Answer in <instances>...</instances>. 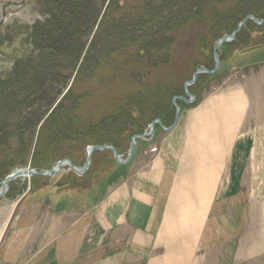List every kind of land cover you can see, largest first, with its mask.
Returning a JSON list of instances; mask_svg holds the SVG:
<instances>
[{
  "label": "crops",
  "instance_id": "0c3cea01",
  "mask_svg": "<svg viewBox=\"0 0 264 264\" xmlns=\"http://www.w3.org/2000/svg\"><path fill=\"white\" fill-rule=\"evenodd\" d=\"M256 71L226 78L170 130L157 127L158 152L140 140L127 165L107 159L95 178H78L72 187L90 184L89 196L50 197L66 228L29 263L264 264V68Z\"/></svg>",
  "mask_w": 264,
  "mask_h": 264
},
{
  "label": "rangeland",
  "instance_id": "374dc122",
  "mask_svg": "<svg viewBox=\"0 0 264 264\" xmlns=\"http://www.w3.org/2000/svg\"><path fill=\"white\" fill-rule=\"evenodd\" d=\"M151 1L126 0L122 7L111 9L106 20L146 18L145 7ZM235 4L236 0L209 2L200 18L167 34L171 41L162 44L167 48L139 53L141 44H123L92 72L83 71L78 76L74 72L53 106L63 99L61 104L69 136L46 146L52 127L50 122L44 123L49 111L36 124L34 134L27 133L22 140L12 137L7 146L0 147V169L7 175L18 168L50 169L60 160H69L80 168L86 162L87 148L103 143L114 145L125 159L134 135H147L136 142L143 140L152 147L149 152H158L156 144L152 143L154 130L157 127L164 131L171 129L175 117L172 100L185 96L184 84L192 79L194 72L200 68L214 70V44L236 30L224 32L229 25L221 22V17L231 14ZM261 17L254 18L264 20V10ZM38 19L35 0H0V81L10 73L16 60L27 53L26 30ZM240 31V38L236 40L235 36L218 50L220 65L216 72L198 75L194 84L187 88L194 101L186 104L176 100L180 112L197 106L203 97L217 92L226 78L243 79L248 68L255 71L264 68V24L256 25L252 21L251 27L244 24ZM155 120H159L161 126L156 124L149 135V127ZM107 159L116 163L110 151L96 150L91 156L90 167L79 176L85 183L88 177L95 178L97 172L106 170ZM77 179L78 175L70 167L63 166L53 177L30 176L9 184L6 194L0 197V264H30V260L39 258L44 239L55 237L66 228L60 215L48 208L47 200L64 192L73 194L75 200L84 193L85 196L91 194L90 184L72 187L81 182ZM65 184L70 185L68 189ZM45 186H52L55 193H38ZM109 187L110 184L103 187L102 193ZM91 227L88 225L89 230L85 227L87 234L93 233ZM94 243L81 241L82 249L88 253ZM92 262V257L84 259V264Z\"/></svg>",
  "mask_w": 264,
  "mask_h": 264
},
{
  "label": "trees",
  "instance_id": "16d2710c",
  "mask_svg": "<svg viewBox=\"0 0 264 264\" xmlns=\"http://www.w3.org/2000/svg\"><path fill=\"white\" fill-rule=\"evenodd\" d=\"M35 1L40 19L26 30L28 51L0 81V147L7 146L12 137L22 140L27 133L34 134L36 124L49 111L44 123L52 127L46 146L67 138L63 99L53 106L74 72L76 76L92 72L123 44H141L139 53L167 48L162 44L171 41L170 31L200 18L209 2L224 0H152L145 7L146 18L135 21L106 20L109 11L122 7L126 0ZM263 8L264 0H236L231 14L221 17L229 25L224 32L237 29L247 15L262 19ZM251 26L252 21L245 23ZM6 175L0 169V180Z\"/></svg>",
  "mask_w": 264,
  "mask_h": 264
},
{
  "label": "water",
  "instance_id": "95a60500",
  "mask_svg": "<svg viewBox=\"0 0 264 264\" xmlns=\"http://www.w3.org/2000/svg\"><path fill=\"white\" fill-rule=\"evenodd\" d=\"M253 21L256 25H262L264 24V20H257L256 18H254L253 16H247L245 17L237 26V29L231 34V35H224L222 36L213 46V56H214V60H215V68L212 71H208L204 68H200L198 70H196L194 72V74L192 75V79L190 81H187L184 84V90H185V96L184 97H176L173 98L172 102L175 108V117H174V121L171 125V128L175 125V123L178 120V114L180 112V107L178 106V104L176 103V100L182 101L186 104H189L191 102L194 101V97L188 92L187 88L191 85L194 84V82L196 81V78L198 75L200 74H213L216 72V70L218 69L219 65H220V60H219V55H218V50L222 47V45L226 42H229L231 40H233L236 36V34L240 31V29L243 27V25L247 22V21ZM156 124H159L161 126V123L159 120H155L151 123L150 127H149V135L153 133L154 130V126ZM147 135H134L131 138L130 141V148L127 154V157L125 159H122L121 156L117 153L116 149L112 146L109 145H101V146H89L87 149H89V152H87V156H86V163L84 164L83 167H75L74 165H72V163L69 160H60L58 161L52 168L50 169H43V170H34V169H27V168H18V169H14L9 175H7L5 178H3L0 181V188L2 189L3 193L0 194V197L4 196L7 192L8 186L11 182H13L14 180L18 179V178H26V177H30V176H43V177H53L56 174H58L61 170V168L63 166H68L70 167L77 175H82L84 174L87 169L90 167L91 164V156L92 154L96 151V150H102V151H110L112 153L113 159L114 161L119 164V165H125L127 164L133 155L134 152V147L136 144V140L138 138H142V137H146Z\"/></svg>",
  "mask_w": 264,
  "mask_h": 264
},
{
  "label": "bare ground",
  "instance_id": "6f19581e",
  "mask_svg": "<svg viewBox=\"0 0 264 264\" xmlns=\"http://www.w3.org/2000/svg\"><path fill=\"white\" fill-rule=\"evenodd\" d=\"M87 152H89V149L86 150V156H87ZM87 162V161H86ZM85 162V163H86ZM3 193L2 189L0 188V194Z\"/></svg>",
  "mask_w": 264,
  "mask_h": 264
},
{
  "label": "built area",
  "instance_id": "2783aa9c",
  "mask_svg": "<svg viewBox=\"0 0 264 264\" xmlns=\"http://www.w3.org/2000/svg\"><path fill=\"white\" fill-rule=\"evenodd\" d=\"M153 151H155V149Z\"/></svg>",
  "mask_w": 264,
  "mask_h": 264
}]
</instances>
